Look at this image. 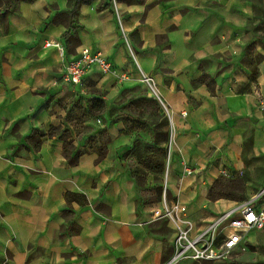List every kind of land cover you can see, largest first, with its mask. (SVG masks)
Here are the masks:
<instances>
[{
  "label": "crops",
  "instance_id": "crops-1",
  "mask_svg": "<svg viewBox=\"0 0 264 264\" xmlns=\"http://www.w3.org/2000/svg\"><path fill=\"white\" fill-rule=\"evenodd\" d=\"M9 1L0 0V264H160L171 223L150 217L162 204L165 161L155 172L137 150L165 147L170 133L166 199L183 203L185 218L207 221L241 200L208 197L221 168L236 171L244 194L264 185V28L252 25L254 0L80 2L68 36L69 0ZM82 45L101 51L114 73L91 67L82 84L64 81L63 65ZM58 125L81 151L74 164L59 133L37 148L26 137ZM248 238L249 251L205 261L264 264V227Z\"/></svg>",
  "mask_w": 264,
  "mask_h": 264
},
{
  "label": "built area",
  "instance_id": "built-area-1",
  "mask_svg": "<svg viewBox=\"0 0 264 264\" xmlns=\"http://www.w3.org/2000/svg\"><path fill=\"white\" fill-rule=\"evenodd\" d=\"M117 20H120L116 13ZM126 41V33L121 30ZM45 45L62 48L61 42L46 39ZM91 67H96L102 73H114L112 62L99 50H93L82 45L77 54L63 65L62 79L74 85L82 84V77ZM140 79L147 90L156 97L161 108L168 114L167 105L157 91L155 82L149 73L139 69ZM185 115L183 111L181 113ZM100 122V119H96ZM167 155L165 160V175L162 181L161 206L154 207L150 219L163 218L171 223V252L160 264H176L180 260L220 261L231 257L236 252L250 250L251 241L248 233L253 229L264 227V185L251 196L234 201L230 206L218 211L210 220L197 221L184 217L186 206L178 200L166 199V172L170 165L172 135L165 145ZM186 173L194 172L191 167L184 168ZM236 171L225 168L220 174L232 177Z\"/></svg>",
  "mask_w": 264,
  "mask_h": 264
},
{
  "label": "trees",
  "instance_id": "trees-1",
  "mask_svg": "<svg viewBox=\"0 0 264 264\" xmlns=\"http://www.w3.org/2000/svg\"><path fill=\"white\" fill-rule=\"evenodd\" d=\"M89 1L91 0H69V4L71 5V7L67 12L70 17V25H69V28L63 32V36H68L70 33V30L73 27L72 22L74 21V19H76V10H77V6L79 5V3L89 2ZM94 102L97 107H101L103 105V102L100 99L94 98L92 103ZM166 124H167L166 120L162 123H160V121L159 123H157V127L159 128V131H158L159 137L163 140L167 139L166 133L162 130V127ZM60 130H61L60 125L53 127L51 129H48L46 131L40 128H31L30 132L26 135V137L28 138L29 141H31V144L33 145V147L37 148L40 145L41 137L43 135L59 133L60 137L63 140V147H62L63 155L66 157L69 163L74 164L77 161V158L80 155L81 151L77 148H74L73 144L71 143V139L68 138L66 129H63L61 131ZM156 144L157 143H152L151 146H146V147L143 146V149L140 146H138L137 151H139V156H140L139 159L141 161L145 162V164L153 166L155 168L154 169L155 172L162 173L163 172V160H162L163 152L162 151L165 149V147L157 146ZM145 150L147 153H151V154H154L155 151L158 150L157 153L160 156L158 159L159 161L156 163L153 160H151L149 155L145 152ZM104 154H105V146H102L99 149L98 158L103 156ZM143 172L144 171L141 169L135 170V174L138 179L139 177L141 178ZM238 181L241 184H243L241 179L225 177L223 175L218 176L214 180V182L211 184V186L209 187L208 197L211 199H214L220 196L232 197L233 186ZM156 188L158 189L157 196L159 197V193H161V187L157 185Z\"/></svg>",
  "mask_w": 264,
  "mask_h": 264
},
{
  "label": "rangeland",
  "instance_id": "rangeland-1",
  "mask_svg": "<svg viewBox=\"0 0 264 264\" xmlns=\"http://www.w3.org/2000/svg\"><path fill=\"white\" fill-rule=\"evenodd\" d=\"M254 6H255V12H254V15H253V18H254V26H257V29L259 30H262L264 28V0H254ZM165 121V118L162 117L160 119V123L164 122ZM148 151V150H147ZM146 152V150H145ZM157 151H155L154 154H151V153H147L150 157L151 160H153L154 162H158L159 160V154L157 153ZM163 152V156H162V160H166V148L162 151ZM147 155V156H148ZM139 180H140V177H139ZM260 189V187H253L252 190H250V193L248 194H244L243 191H244V187H243V184H241L239 181L235 183V185L233 186V192L232 194H237V195H240L239 196V199H244V198H247L249 196H251L252 194L256 193L258 190ZM157 196V192L153 193L152 194V197H156ZM159 225L163 226V220H160L159 222ZM192 263H195V264H207L206 261H195V262H192Z\"/></svg>",
  "mask_w": 264,
  "mask_h": 264
},
{
  "label": "bare ground",
  "instance_id": "bare-ground-1",
  "mask_svg": "<svg viewBox=\"0 0 264 264\" xmlns=\"http://www.w3.org/2000/svg\"><path fill=\"white\" fill-rule=\"evenodd\" d=\"M221 202H223V201H221ZM229 203V202H228ZM225 205V204H224Z\"/></svg>",
  "mask_w": 264,
  "mask_h": 264
}]
</instances>
